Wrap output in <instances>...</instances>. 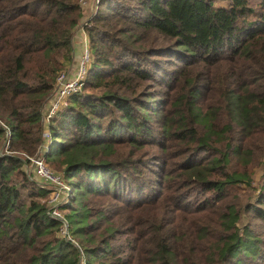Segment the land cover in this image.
<instances>
[{
	"label": "trees",
	"instance_id": "16d2710c",
	"mask_svg": "<svg viewBox=\"0 0 264 264\" xmlns=\"http://www.w3.org/2000/svg\"><path fill=\"white\" fill-rule=\"evenodd\" d=\"M217 1L100 0L84 23L79 0H0V264H264V0ZM79 27L87 78L46 155L71 187L64 235L21 154Z\"/></svg>",
	"mask_w": 264,
	"mask_h": 264
},
{
	"label": "built area",
	"instance_id": "2783aa9c",
	"mask_svg": "<svg viewBox=\"0 0 264 264\" xmlns=\"http://www.w3.org/2000/svg\"><path fill=\"white\" fill-rule=\"evenodd\" d=\"M99 2L100 0H96L95 4H98ZM79 4H85V0H79ZM81 33L83 34L84 39L82 40V43H84L85 45L82 53L76 61V65L73 68L65 69L59 73L56 78L54 91L48 102H46L42 108V122L44 125V131L45 128L49 125V122L51 121L49 118L60 108L62 109L64 106H66L67 97L73 93L80 91V89L85 83V76L88 73V68L91 62V53L88 47L87 36L83 28ZM0 126H4L1 121ZM9 137L10 131L6 129V141L4 144L5 150L8 146ZM48 152L49 145L44 146L42 144L34 158V161H32V164L34 170L36 171V173L34 172L36 178L41 181L44 185H48L51 188V191L49 193L52 194V198L50 197L48 204L50 205V207L53 206L56 210L51 209L48 214L50 215L51 213L52 217L61 221L62 233L66 235L67 222L64 219L65 217H63L62 214L60 215L58 210V206H62L61 203H58V198L60 197L59 194L61 193L65 179L62 176L61 172L51 169L48 165L46 161V155L48 154ZM28 162H30V160ZM69 197L65 198L64 200H67L68 202ZM80 264H84L82 260Z\"/></svg>",
	"mask_w": 264,
	"mask_h": 264
},
{
	"label": "rangeland",
	"instance_id": "374dc122",
	"mask_svg": "<svg viewBox=\"0 0 264 264\" xmlns=\"http://www.w3.org/2000/svg\"><path fill=\"white\" fill-rule=\"evenodd\" d=\"M257 0H252V3H255ZM96 3V0L94 1V0H85V4H83V5H81V4H79L80 5V8H81V10H82V19H84L83 20V22L85 23V20L87 21V19H88V17L91 15V14H93L94 12H96V10L98 9V6H99V3L98 4H95ZM225 2H223V1H221V0H218L217 1V4H224ZM81 30L80 31H78L79 33H80V35H81V32H82V28L81 27H79ZM74 38H75V36H74ZM80 39L81 40H84L83 39V34L80 36ZM73 44H75L74 43V41H73ZM84 43H82V42H80V45H78V46H80L81 48V50H80V54L82 53V51H83V49H84ZM74 66V64H72L71 66H69L67 69H70V68H72ZM88 74V73H87ZM86 78H87V75L85 76V80H86ZM82 89V88H81ZM80 89V90H81ZM74 94V93H73ZM72 95V94H71ZM71 95H69L68 97H67V99L71 96ZM65 107V106H64ZM61 109V108H60ZM59 109V110H60ZM58 110V111H59ZM58 111L57 112H55L49 119L50 120H52L55 116H56V114L58 113ZM51 122V121H50ZM50 122H49V125L45 128V131H44V133H43V141H42V143H41V145L43 144L44 146H46V145H50V142H51V139H52V135H51V130H50ZM40 145V146H41ZM125 145L126 144H122V145H119V146H117V150H118V152L115 154V156H114V160H116V161H118V160H120V159H122V158H125L127 155H129V153H130V150H129V148L128 147H125ZM40 148V147H39ZM39 150V149H38ZM0 153L3 155V154H11V152H9L8 150H7V148H6V150H5V147L3 146L2 148H1V151H0ZM37 153H38V151H37ZM147 152L146 151H142L141 153L139 152V155H141V154H146ZM18 155V154H17ZM21 156H22V158H24V159H26L27 161H29L30 160V162H28V163H25V165H23V170L25 171V173L27 174V176H28V178L30 179V180H32V181H36V182H38L39 184L41 183L42 184V186H44V187H46L47 189H49L50 191H51V188L48 186V185H44L41 181H39L37 178H36V175H35V173H36V171L34 170V167H33V162L32 161H34V158H35V156L36 155H26V154H21ZM29 159V160H28ZM121 168H120V170H121V172H123V173H125L126 171L128 172V170H125V168L123 167V166H120ZM259 166L258 165H255V167H254V169L256 170V172H255V175H254V180H253V182L250 184V185H248V184H241V190H239V192H240V196H242L243 198H247L248 200H250V201H254V196L256 195V194H258V190H259V186H260V182H258L259 180V175H260V171H258V168ZM50 168L51 169H53V170H55V171H57L55 168H53L52 166H50ZM35 172V173H34ZM28 188L29 187H27V188H22L21 189V192H22V199H25V200H27V190H28ZM70 190H71V187L69 186V184L67 183V181H65L64 182V184H63V186H62V190H61V193L59 194V198H58V203H61V205L63 206V205H65V204H67V203H64V202H67V200H64L65 198H67V197H69V195H72V193L70 192ZM146 192H149L148 191V189L146 188ZM48 197H47V199H46V206L48 207V209H47V213L52 209H55L53 206H51L50 207V205L48 204V201H49V199H50V197L52 198V194L51 193H49L48 195H47ZM196 195H191L190 196V198L191 199H189V202H193V200H194V197H195ZM69 201V200H68ZM245 201V200H244ZM57 203V204H58ZM56 205V204H55ZM53 207V208H52ZM56 210V209H55ZM58 210H59V213H60V215L62 214V216L63 217H65L64 215H65V212H67V211H65L63 208H61V206H58ZM50 216H51V213H50ZM52 217V216H51ZM65 219V218H64ZM66 220V219H65ZM67 222V221H66Z\"/></svg>",
	"mask_w": 264,
	"mask_h": 264
},
{
	"label": "crops",
	"instance_id": "0c3cea01",
	"mask_svg": "<svg viewBox=\"0 0 264 264\" xmlns=\"http://www.w3.org/2000/svg\"><path fill=\"white\" fill-rule=\"evenodd\" d=\"M80 30H81L80 28H77L76 29V31H75V38L73 39V41L75 43V44H73V47H74V59H75L74 62H73L74 66L76 65V61L78 60V58L80 56V50H81L80 48L81 47L78 46V45H80V42H82V40L80 39V36L82 35V33L80 35V33L78 32Z\"/></svg>",
	"mask_w": 264,
	"mask_h": 264
}]
</instances>
